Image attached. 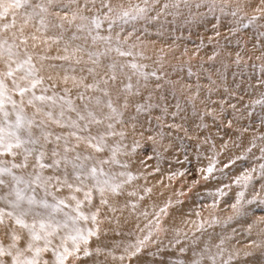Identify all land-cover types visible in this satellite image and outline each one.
<instances>
[{"label":"rangeland","instance_id":"rangeland-1","mask_svg":"<svg viewBox=\"0 0 264 264\" xmlns=\"http://www.w3.org/2000/svg\"><path fill=\"white\" fill-rule=\"evenodd\" d=\"M228 229L264 264V0H0V254L216 264L165 242Z\"/></svg>","mask_w":264,"mask_h":264},{"label":"bare ground","instance_id":"bare-ground-1","mask_svg":"<svg viewBox=\"0 0 264 264\" xmlns=\"http://www.w3.org/2000/svg\"><path fill=\"white\" fill-rule=\"evenodd\" d=\"M4 46L8 47L6 44H4ZM3 52L6 53V51H4L2 49ZM256 233V231H254ZM206 233L207 231L202 230L199 234L195 235L193 240H191V237L189 236V238L186 236L185 237V243L187 244H191V246L193 247L192 250H190V248H188L185 245H179L178 242L179 240H173V239H168L165 244L170 245L175 253L178 254H182L183 251H187L189 253H187L186 255H190L191 256L193 254L197 255L200 258H203L204 261H206L207 259L210 261H214L216 264H228L227 261H229L231 258L236 256V260L237 261L238 258H240L241 255V251L240 248H238L239 252L233 248L232 250H230L229 244H230V240L234 237V239H239L240 236L239 234L236 235L233 233V229H228L225 233L227 234V236L225 237V233L222 234V239L221 240H205L206 239ZM254 233V234H255ZM10 246V248L8 250H6L5 252L0 254V264H12V263H16V261H19L21 263L24 262V264H27L28 258L31 259L32 261H34V257L36 258L38 253L34 252L32 254L29 255H25V256H19V255H15V253L13 251H16V248L14 247V245H8ZM43 246V245H42ZM185 248V249H184ZM212 250V252H206L207 249ZM261 251L264 253V248L260 247ZM46 249H49L48 247H46ZM200 249L203 250V252H199L197 253ZM248 252V251H247ZM185 254V253H183ZM109 256L112 258L111 254L109 253ZM213 259V260H211ZM200 261L204 262L203 260L199 259ZM31 264H36L34 262H32Z\"/></svg>","mask_w":264,"mask_h":264}]
</instances>
